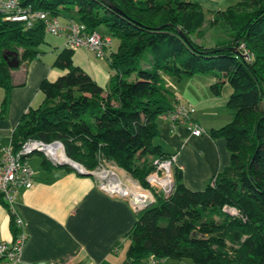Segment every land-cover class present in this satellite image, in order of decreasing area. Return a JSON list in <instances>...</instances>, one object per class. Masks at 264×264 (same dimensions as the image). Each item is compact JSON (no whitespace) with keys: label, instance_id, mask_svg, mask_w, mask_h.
<instances>
[{"label":"trees","instance_id":"1","mask_svg":"<svg viewBox=\"0 0 264 264\" xmlns=\"http://www.w3.org/2000/svg\"><path fill=\"white\" fill-rule=\"evenodd\" d=\"M19 3L62 22L80 23L88 34L102 25L117 45L106 57V88L72 63V48L57 50L52 65L64 72L40 81L42 101L29 107L13 128V150L28 139L58 141L64 154L84 169L111 162L151 193L153 202L139 211L126 233L122 264H140L148 256L187 258L192 264H264V0H237L209 19L197 3L186 0ZM216 25L227 31L224 39L213 46L196 42ZM44 35L41 22L27 28L0 16V56L12 51L18 63L27 62L39 54L36 47L45 42ZM8 70L0 57V118L11 88ZM204 73L215 77L209 85L213 95L225 82L231 87L225 102L231 119L206 131L211 139H224L229 162L200 190L188 189L181 169L171 162L172 186L164 195L146 180L172 156L152 142L157 119L173 103L164 77ZM40 164L57 167L45 156ZM0 203L7 208L14 238L15 217L1 197Z\"/></svg>","mask_w":264,"mask_h":264},{"label":"crops","instance_id":"2","mask_svg":"<svg viewBox=\"0 0 264 264\" xmlns=\"http://www.w3.org/2000/svg\"><path fill=\"white\" fill-rule=\"evenodd\" d=\"M186 1L197 3L205 19H209L215 12L223 10L237 0ZM62 40L61 44L51 50L42 51L44 57L39 53L27 62H20L17 67L9 68L11 88L5 112L0 118V159L1 148L9 143L11 132L21 115L29 107H36L41 103L42 94L38 89L40 81L54 80L64 72L52 65L57 50L64 45V37ZM220 41L217 39L214 44ZM73 61L75 60L72 59V63ZM75 64L79 65L80 62L75 61ZM97 68L95 66L92 69L88 68L87 73L98 85L106 88L109 73L102 80V74ZM195 75L183 77L184 81H181L182 78L177 80L164 77L168 83L166 86L172 92L171 102L176 98L195 107L192 95L183 88V82L186 85L196 82L199 87L205 88L213 82L211 77L204 81H193ZM2 96L3 90L0 88V103ZM226 97L228 96L225 94L217 103L224 104L223 106L205 108L197 116L192 115V120L202 128L199 135H193L186 124H177L172 129L165 120L160 117L157 119L158 134L155 142L160 144L164 151L172 154L173 163L181 169L182 182L188 189H202L209 177L227 166L229 162L224 139H211L206 133L210 128H203L200 124L204 122L206 116L217 115L216 109L226 110ZM194 111L196 112V108ZM226 113L229 121L232 112L228 109ZM40 161L37 168L31 167L28 162L34 170L33 184L27 189L19 190L11 205L12 214L20 220L17 232L25 235L21 252L22 261L35 264H45L49 261L64 264H122L128 245L126 233L140 210H135L127 198L103 192L95 175H79L62 166L41 165ZM100 175L104 177L106 172L102 171ZM130 185H134L135 191H138L136 196L127 189ZM124 188L136 198V201L147 195L146 192L139 190L134 181ZM112 189L119 191L117 188ZM6 209L0 203V241L10 242L13 234L9 229V215ZM190 263L184 258L174 260L148 256L140 264ZM0 264L5 263L0 260Z\"/></svg>","mask_w":264,"mask_h":264},{"label":"built area","instance_id":"3","mask_svg":"<svg viewBox=\"0 0 264 264\" xmlns=\"http://www.w3.org/2000/svg\"><path fill=\"white\" fill-rule=\"evenodd\" d=\"M0 16L2 20L19 21L27 28L32 27L36 22H41L45 32L52 35L64 36V46L72 49L85 48L96 58H102L105 48L111 43V38L108 35H102L95 31L89 34L85 33L82 24L74 21L62 22L58 17L49 15L45 11L21 5L19 0H0ZM193 112L194 108L191 105L182 103L174 98L172 107L162 113L160 118L165 120L172 129L177 124H186L193 135H199L202 133V129L192 120L191 117ZM55 145L56 144H52V142L43 143L38 140L28 139L25 140L16 151L13 150L10 142L1 148L0 197L10 211H12L11 205L16 193L19 190L31 187L33 184L34 170L28 164V156L32 152H40L53 164L56 159L52 151ZM171 162H173V156H171L169 160L158 163L157 172L160 167L165 168L167 171L165 166H169ZM99 166H101V164ZM102 171L107 172V169H97L93 171L101 188L105 186L99 181L100 179L109 182V179L100 176ZM157 172H152L155 175L151 176L158 178L156 176ZM151 176L147 175L146 177L150 185L153 184V182L151 183L150 181ZM167 184L168 186L166 189L162 187V189H164L162 192L164 195L167 194L171 182ZM223 210L229 214H235V210L231 207H223ZM15 223L17 226L20 225V220L16 217ZM24 241L25 235L22 232L18 233L10 242L0 241V260L5 264H35L33 262H23L21 259ZM45 264L64 263L49 261Z\"/></svg>","mask_w":264,"mask_h":264},{"label":"rangeland","instance_id":"4","mask_svg":"<svg viewBox=\"0 0 264 264\" xmlns=\"http://www.w3.org/2000/svg\"><path fill=\"white\" fill-rule=\"evenodd\" d=\"M59 19L61 20V18H59ZM97 32H99L101 34L107 33L105 27L102 26V25H100L99 27H97ZM226 32L227 31L224 28H222L221 25H216L214 28L207 29L206 32L204 33V36L202 38H196L195 40H196V42H198V43H200V44H202L204 46H213L214 45V41H216L217 39H224L226 37ZM63 37L64 36L52 35L50 33L45 32V35H44L45 42L44 43H40L36 47V49L41 54L40 56L41 57H44L42 51L51 50L52 48H54V46H58L59 44H61L62 41H63L62 40ZM116 45H117V40L112 38L111 44L105 49V53H104V56L102 58H96V57H94V55L91 54V52H89L88 50H86L84 48H75V49H73L72 59L75 60V61L80 62L81 65L79 64L78 66L81 67L82 70L85 73L88 72V68L89 69L90 68L92 69V68H94V66L95 67H98L97 70L99 71V73L102 74L101 76H102V80H103V79H105L106 74L109 73L108 64H107L108 62H107V58L106 57H108V55H109L110 52H112L113 50H115ZM146 54H147V50L144 51L143 56H142L141 60L139 61L140 64L143 63L142 62V59L144 58V56ZM0 57L4 60V56H3V53L2 52H1V56ZM75 61H73L74 62L73 64H75ZM75 65H77V64H75ZM91 72H92V70H91ZM94 74H96V73H94ZM209 77L212 78L213 82L215 81V77L213 76V74H209V73L196 74L195 75V78H193L194 79L193 81H200V80H203L204 81L205 79H207ZM97 78H99V77L97 76ZM181 81H184V78H182ZM165 83H167L166 82V78H165ZM183 83H184V87H183L184 90L185 91L188 90L189 94L192 95V97H193V102L192 103H194L193 104L195 106L194 108H196V112L194 111V113L192 114L194 116H197V114L199 112L201 113V111L203 109H205V108L206 109L211 108V107H214V108L217 107L218 108L219 106H223L224 104L219 105L217 103L220 102L221 99H223V97H225V94L228 96V94H229L228 92L231 91V87L229 86V84L227 82L223 83L219 95H216V96L213 95L211 93V91L209 90V85L207 86V88H205V86H202L203 87V90H202V87H199L196 82H192L191 84H187V85L185 84V82H183ZM225 109L228 111L227 108H225ZM226 110L220 111V109H216L215 112L217 113V115H215V116H210V115L206 116V118L204 119V122H201L200 123L201 126H203V128H206V129L212 128V127L213 128H216V127L222 126L223 124H225L226 122H228V117H227L228 114L226 113ZM210 111H213V110H210ZM152 142L153 143H156L155 142V138H153ZM42 156H44L42 153L32 152L28 156V159H27L28 162H29V164L31 165V167L37 168V164L42 159ZM97 169H102V170L103 169H107V172H108V175L109 176H111L112 174H115L116 175L115 176L116 180H119L120 179L122 186L129 185L130 182H132V181L135 182V180L133 178H131L126 172H124L121 169H118L111 162H103L101 164V166L96 167L92 171H96ZM158 169H159L158 170V175L156 174V176L158 178H156L154 176H151V175H155L154 173H150L149 174L151 176L150 181H151V183L153 182V184H152L153 187H156L157 189H159V190H161L163 192V190L167 188L168 184L161 185V183H162V179L165 178V176L167 175V173L169 174V176L171 178V181H172L170 164L168 166V172L163 167H160ZM222 170H223V168L217 170L216 172H221ZM103 172H105V171H103ZM215 173H213L209 177V180L208 181H210L211 177ZM151 179L152 180H155V181H152ZM171 181L169 180V182H171ZM204 184H206V183H204ZM136 185L138 186V188L140 190L146 192V189H143L138 184L137 181H136ZM162 187H164V189H162ZM130 188H131L130 190H129V188H127L129 190V192H131V191H133V190L136 189L134 187V185H130ZM120 190H122V191H124L126 193H129L128 191H126V189L124 187H122ZM131 193L134 194L133 192H131ZM125 196H126V198H128V197L131 196V194H127ZM134 196H136V195L134 194ZM133 198H135V197H133ZM184 259L188 263H190V260L189 259H187V258H184Z\"/></svg>","mask_w":264,"mask_h":264},{"label":"water","instance_id":"5","mask_svg":"<svg viewBox=\"0 0 264 264\" xmlns=\"http://www.w3.org/2000/svg\"><path fill=\"white\" fill-rule=\"evenodd\" d=\"M4 61H5L6 65H7V67H9V68L17 67L18 64H19L18 63V59L16 57V54H15V58H14L13 61L7 62V60H6L5 57H4ZM54 142H52V144H57L58 146H60L61 151H62L64 157L66 158V160H68V161H64V160H56L55 159V161L53 163L54 165H57V166H68L73 171H75L76 173H78L79 175H86V176H88V175L89 176L94 175L93 171H88V170L84 169L79 163H77V162L69 159L64 154L63 146H62V144L60 142H58V141H54ZM170 180H171V178H170ZM99 181L103 184V186H105V187L101 188V190L103 192H105V193H107L109 195H115V196H118V197H121V198H125L126 199V196L125 195L107 189L106 185L109 183L108 181L105 182L104 179H100ZM171 186H172V181H171V184H170V188L167 191V194L169 193V191L171 189ZM146 193H147V195L144 196V197L142 196V199H141L140 202H135L134 203V201L132 200V195L127 198L131 202V204H132V206L134 207L135 210H141V209L149 206L153 202V200H154L153 199V196L151 195V193L147 189H146Z\"/></svg>","mask_w":264,"mask_h":264},{"label":"bare ground","instance_id":"6","mask_svg":"<svg viewBox=\"0 0 264 264\" xmlns=\"http://www.w3.org/2000/svg\"><path fill=\"white\" fill-rule=\"evenodd\" d=\"M53 153H54V156H55V158H56V160H64V161H68V160H66V158L64 157V155H63V153H62V151H61V148H60V146H58L57 144L55 145V147L53 148ZM166 167V169H167V172H168V166H165ZM101 176V175H100ZM116 176V175H115ZM115 176L113 175H111V176H109L108 175V172H106V176H104V177H106L107 179H109V183L106 185V187H107V189H109V190H111V191H114V192H117V191H115V190H113L112 188H117V189H119V191L117 192V193H120V194H123V195H127V194H130V193H126V192H124V191H122V190H120V186H121V181H120V179L119 180H116V178H115ZM103 177V176H102ZM111 177V178H110ZM118 179V178H117ZM169 180H170V176H169V174L167 173V175L165 176V178L164 179H162V183H161V185H164V184H167L168 182H169ZM109 185H110V187H112V188H110L109 187ZM125 187V186H124ZM128 188H129V190L131 189L130 188V186H127ZM133 190V189H132ZM140 190V189H139ZM131 192H133L135 195L136 194H138V191H135V190H133V191H131ZM132 195V194H131ZM132 200L134 201V203L135 202H140V201H136V199L134 200V198H133V195H132Z\"/></svg>","mask_w":264,"mask_h":264},{"label":"flooded vegetation","instance_id":"7","mask_svg":"<svg viewBox=\"0 0 264 264\" xmlns=\"http://www.w3.org/2000/svg\"><path fill=\"white\" fill-rule=\"evenodd\" d=\"M3 56L6 58L7 62H11L15 58V53H13L12 51H6Z\"/></svg>","mask_w":264,"mask_h":264}]
</instances>
